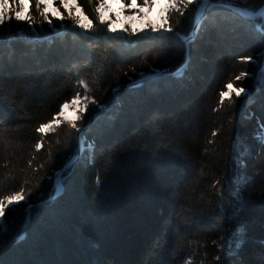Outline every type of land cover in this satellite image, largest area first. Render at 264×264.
<instances>
[{
    "label": "trees",
    "instance_id": "trees-1",
    "mask_svg": "<svg viewBox=\"0 0 264 264\" xmlns=\"http://www.w3.org/2000/svg\"><path fill=\"white\" fill-rule=\"evenodd\" d=\"M79 3L94 19L96 0ZM236 4L260 7L258 0ZM192 18L186 12L181 19L182 34ZM261 23L214 9L188 46L181 79L174 73L186 46L174 33L105 32L89 40L100 34L57 35L47 24L43 31L34 25L33 33L14 20L6 24L0 197L24 187L32 210L15 206L11 230L0 239V264H264V144L257 139L264 126V57L240 60L264 52ZM16 32L24 38L13 40ZM153 69L160 78L141 87L129 82ZM241 72L251 75L235 81ZM81 80L105 110L79 122L82 134L67 124L38 133L64 101L84 95ZM229 82L250 96L233 95L234 102L221 105ZM41 137L44 147L36 149ZM85 144L95 147L85 151ZM78 152L64 192L51 197L54 174ZM241 226L246 242L236 249Z\"/></svg>",
    "mask_w": 264,
    "mask_h": 264
},
{
    "label": "snow or ice",
    "instance_id": "snow-or-ice-1",
    "mask_svg": "<svg viewBox=\"0 0 264 264\" xmlns=\"http://www.w3.org/2000/svg\"><path fill=\"white\" fill-rule=\"evenodd\" d=\"M92 4V0H88ZM260 7L253 9L249 7H236L237 0H96L94 6V19L89 18L85 13L79 0H0V47H3L8 37L4 34V26L7 24L11 27V22L14 20L17 24H25L28 29L37 33V29L33 27L39 24L40 31H43V25L47 24L50 30L57 32L59 30L67 31L72 29L83 30L84 33H99L100 35L87 36L89 40H99L103 37V33L127 34L128 36H151L152 34H167L174 33L186 46L185 59L174 73L175 78L181 79L184 77L187 67L190 64V54L188 46H190L204 29L206 22L210 19V14L218 7L226 8L242 19L260 20L262 23L258 25L257 30L261 36H264V0H258ZM35 6L36 14H33L32 8ZM15 5V8H13ZM195 7L190 9V6ZM63 9V11H61ZM189 12L192 15V27L187 34H182V29L179 27L181 19L185 17V13ZM37 16L39 18H37ZM59 21V25H55L53 21ZM64 21H70L71 24L65 25ZM99 25L100 27H98ZM25 33L16 32L12 34V39L16 37L23 39ZM264 52L258 53L254 59L252 56L241 57L243 63H257ZM135 73L136 69L132 68ZM127 75V73H125ZM162 75L161 72L151 70V75L146 77L143 73L135 80H130L136 87H141L148 79H157ZM250 73L241 72L235 76V81H241L244 78L250 77ZM84 88V95L81 96L77 92L70 100L64 101L56 115L48 122L42 123L37 128V132L47 134L55 131L56 128L67 124L71 129H75L77 133L81 131L82 122L85 116L90 113L95 114L98 110L104 111V106L100 104L95 97L88 96V85L85 81H79ZM226 90L220 92V104L223 105L225 100L230 103L233 101V95L236 98L244 95L250 96L251 90L244 86H234V82H229L225 85ZM119 88L113 89L115 93L119 92ZM90 105L92 106L90 109ZM71 110V111H70ZM215 135V133H213ZM257 139L264 144V126L261 127V133ZM36 149L44 147L43 137L40 142L35 145ZM83 150L94 149V144H85L80 146ZM79 152L70 158L62 167L60 173L54 174L52 183L51 197L58 196L63 193L66 188V180L70 179L73 169L79 163ZM31 163V162H29ZM31 191L21 187L19 191L12 194L0 197V239L9 233L10 218L12 212L16 210L15 206L22 203L28 209L32 210L31 201L28 199L31 196ZM50 197V198H51ZM31 217L29 216L28 219ZM24 235V232L17 234L16 239L19 240ZM235 248L239 249L246 242V233L243 226L238 230ZM191 264V261H189Z\"/></svg>",
    "mask_w": 264,
    "mask_h": 264
},
{
    "label": "water",
    "instance_id": "water-1",
    "mask_svg": "<svg viewBox=\"0 0 264 264\" xmlns=\"http://www.w3.org/2000/svg\"><path fill=\"white\" fill-rule=\"evenodd\" d=\"M235 6H236V7H241V6L238 5V4H236ZM241 8H243V7H241ZM132 85H133V84H132ZM132 85H130V86H132ZM84 131H85V130H81L79 134H82ZM80 156H81V155H79V157H80Z\"/></svg>",
    "mask_w": 264,
    "mask_h": 264
},
{
    "label": "rangeland",
    "instance_id": "rangeland-1",
    "mask_svg": "<svg viewBox=\"0 0 264 264\" xmlns=\"http://www.w3.org/2000/svg\"><path fill=\"white\" fill-rule=\"evenodd\" d=\"M59 2V0H57V3ZM13 8H15V5H13ZM61 11H63V9H61ZM71 111V110H70Z\"/></svg>",
    "mask_w": 264,
    "mask_h": 264
}]
</instances>
